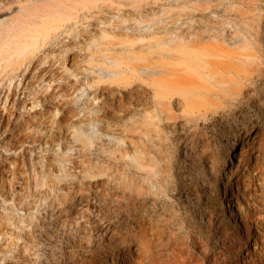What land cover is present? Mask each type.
<instances>
[{"label":"rangeland","instance_id":"rangeland-1","mask_svg":"<svg viewBox=\"0 0 264 264\" xmlns=\"http://www.w3.org/2000/svg\"><path fill=\"white\" fill-rule=\"evenodd\" d=\"M158 63L200 91L160 117L208 142L168 178L137 156L156 104L106 102ZM240 116L264 121V0H0V264H264V136L235 156Z\"/></svg>","mask_w":264,"mask_h":264},{"label":"bare ground","instance_id":"bare-ground-1","mask_svg":"<svg viewBox=\"0 0 264 264\" xmlns=\"http://www.w3.org/2000/svg\"><path fill=\"white\" fill-rule=\"evenodd\" d=\"M36 35L37 34L33 36V39H31L28 44L22 46V51L28 50L30 52L35 48L37 43V38H35ZM42 39L44 38L42 37ZM16 45L19 44L16 43ZM129 58L135 59L136 54H134L133 56L129 55ZM110 62L111 64L118 63V65H121L122 63L115 58L110 59ZM150 65L151 64H144L134 67L135 70L138 71V74L133 76L134 81L129 82V84H134L125 93H123V90L125 89H122L121 86H118L115 89H106L108 90V97L106 98V102L108 108H111L110 103L117 102L118 105L122 107L124 106L125 101L133 100L135 104H137V106L143 107L144 114L147 111V106L152 107L153 102L156 104V114L150 113L148 115L145 114V116L153 118L151 120L153 127L152 131L154 132L152 133V138L157 139L154 146L158 148L154 149L151 145V148L148 150L147 148H145L144 143L143 145H140L137 156L139 163H148L149 165L154 167L155 170H153V173L165 174V177L168 178L170 176L167 174V171H170L174 164L171 160L173 157V151L177 153V150L181 148L184 153H188L190 157L194 158V161L192 160L193 162L200 164L199 167H201V160L204 158L203 148L205 147V145L208 146V142H204L202 138L198 140L197 138H191L190 140L186 141V138H184L182 134H180V132L187 131V129L189 128L188 123L192 121V117H185L182 114L178 117H182L183 120L180 119L179 121H176V118L170 115L160 117V112H163L161 111L163 109L160 110L158 105L172 103L176 108H181L182 113H186L187 111H189L192 101H196L194 96L200 91L188 88V86H175L174 84L169 82L170 80L164 78V75L169 74V72L167 71V68L162 65V63L152 64V66ZM181 84H183V82H181ZM41 88L44 89L45 86H42ZM19 119H22V114L19 115L18 120ZM245 120L246 118L241 119L240 116L238 118H233L229 123L231 128V136L236 137L239 134L241 135L238 137L242 136L239 141L240 151L237 152L236 148H234V154L238 157L241 156L245 151L253 148L255 138L261 135L264 136V121H262V123L256 127L257 132L255 133V135H251V128L250 126H248V124H246ZM168 131L169 133H172V135H169ZM143 135L146 134L143 133ZM235 137L234 139H237ZM141 143H143L142 139ZM227 149L229 150V148ZM227 149L225 150L226 154L229 153ZM5 150L8 151L9 148L6 147ZM224 188L226 192L227 187L224 186ZM226 201L231 203L233 202V200L228 198L227 196ZM142 231L145 232L144 229H142Z\"/></svg>","mask_w":264,"mask_h":264}]
</instances>
